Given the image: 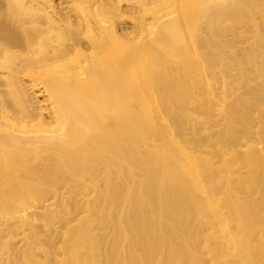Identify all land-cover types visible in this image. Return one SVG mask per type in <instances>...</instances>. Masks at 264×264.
Returning a JSON list of instances; mask_svg holds the SVG:
<instances>
[{
    "label": "bare ground",
    "instance_id": "6f19581e",
    "mask_svg": "<svg viewBox=\"0 0 264 264\" xmlns=\"http://www.w3.org/2000/svg\"><path fill=\"white\" fill-rule=\"evenodd\" d=\"M0 264H264V0H0Z\"/></svg>",
    "mask_w": 264,
    "mask_h": 264
}]
</instances>
